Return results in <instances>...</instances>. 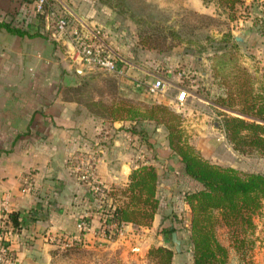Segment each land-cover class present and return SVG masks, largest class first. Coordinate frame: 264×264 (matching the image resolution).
Returning a JSON list of instances; mask_svg holds the SVG:
<instances>
[{
  "label": "crops",
  "instance_id": "0c3cea01",
  "mask_svg": "<svg viewBox=\"0 0 264 264\" xmlns=\"http://www.w3.org/2000/svg\"><path fill=\"white\" fill-rule=\"evenodd\" d=\"M31 2L0 0V21L11 18L13 24L32 33L18 35L0 27V218L12 212L20 216V228L9 225L13 227L9 264H75L78 250L82 256L77 264H90L88 251H111L121 246L125 248L121 254L124 262L129 261L132 249L137 251L135 256L145 258L152 246L166 245L169 238L172 241L171 234L158 232L163 212L155 214L150 226L123 223L121 234L106 239L101 235L105 225L101 207L113 201L111 189L127 184L133 168L150 162L159 170L158 196L164 204L165 197L177 189L173 178L179 162L168 152L166 138L149 161L148 155L141 153H148V149L130 130L134 122L116 118V103L108 105L109 97L98 93L116 89L118 95L144 106L152 103L149 96L160 94L148 92L143 82L134 78L141 72L131 68L117 83L87 80L88 71H94L87 68L93 67L79 62L66 39L45 32L42 25L46 22L30 13ZM95 3L52 0L58 13L87 29L100 30L106 46L120 55L103 37L104 16ZM148 75L154 78L149 82L159 77L149 70ZM170 84L179 87L177 80ZM176 94L165 104L175 106ZM142 123L145 127L147 121ZM157 131L164 130L158 127ZM193 143L200 149V142ZM79 156L92 164L106 192L93 194L89 184L79 180L75 171ZM175 199L173 207L188 213L183 196ZM83 217L88 220L84 230L78 226ZM64 242L69 245L63 247ZM180 248L170 264H179L181 240ZM64 249L69 256L61 255Z\"/></svg>",
  "mask_w": 264,
  "mask_h": 264
},
{
  "label": "rangeland",
  "instance_id": "374dc122",
  "mask_svg": "<svg viewBox=\"0 0 264 264\" xmlns=\"http://www.w3.org/2000/svg\"><path fill=\"white\" fill-rule=\"evenodd\" d=\"M95 6L102 8L100 12L104 16L103 27L106 30L103 37L120 54L118 57L122 60L120 65L125 67L124 73L130 68L141 72L134 78L143 82L144 87L145 81L154 79L148 75V70L165 79L164 95L149 96L152 103L148 101L147 106L158 102L165 104L164 101L177 91L170 82L177 80L180 87L188 90L187 98L181 107L167 106L181 117L187 141L213 164L232 167L241 173L264 172V157L259 150L244 147L245 151H237L226 138L221 128L223 114L238 115L216 103L225 99L236 109L253 105L254 113L264 105V0H241L234 11L226 7L224 0H96ZM228 31L231 32L230 37L224 35ZM238 32H244L245 41L242 43L234 40V34ZM87 69L94 70L88 71L89 81L117 83L123 76L96 68ZM244 89H249L250 93L244 94ZM106 91L102 95L98 93V96L109 97L108 105L121 100L140 103L118 95L116 89ZM141 124L138 130L145 129L148 136L140 142L148 153H141L145 157L148 155L150 161L155 158L156 147H161L165 141L167 130L153 121L147 122L145 127L144 123ZM158 127L164 131H157ZM193 141L200 142V149ZM138 149L144 150L141 146ZM168 152L173 154L171 150ZM175 178L176 192L171 191L172 196H166L164 204L161 201L163 214L186 212L173 207L175 196H184L188 189L185 181ZM253 223L244 264H264V201L254 214ZM162 224L167 227L172 223ZM161 229L159 227L158 232H162ZM216 232L219 240L227 244L224 230L217 226ZM187 234L186 230L181 231V236ZM166 246L174 248L170 238ZM124 250V246L111 251L92 250L87 256L93 262L90 264L98 261L104 264H156V259L149 254L138 258L134 255L137 251L133 249L130 250L129 261L124 262L121 255ZM61 255L66 257L70 253L64 249ZM233 255L231 251L229 264L238 262ZM81 256V250L74 253L75 264L79 263L77 258L80 260ZM179 260V264H193L192 253L184 250Z\"/></svg>",
  "mask_w": 264,
  "mask_h": 264
},
{
  "label": "trees",
  "instance_id": "16d2710c",
  "mask_svg": "<svg viewBox=\"0 0 264 264\" xmlns=\"http://www.w3.org/2000/svg\"><path fill=\"white\" fill-rule=\"evenodd\" d=\"M239 1L241 0H224V3L230 11H234ZM0 27L18 35L32 34L13 24L11 18L0 21ZM224 35L230 37L231 32ZM243 93L250 91L244 89ZM216 103L238 115L225 113L221 121V128L234 149L245 151L244 147H251L259 150L264 157V105L254 113L253 105L236 109L225 102V99ZM114 112L116 118L134 122L130 125V130L138 134L141 140L148 136L145 129L138 130L142 126L140 123L153 121L156 125L162 124L167 130L168 146L173 155L179 158L175 179L181 178L187 184L188 189L183 198L189 206V212L170 211L164 214L163 223L167 218L172 224H176L167 227L163 224L161 231L178 234L182 251L187 249L192 253L193 264H229L231 251L238 258L237 264H244L254 228L253 216L264 201V172L241 173L235 168L221 167L208 161L187 141L181 117L162 102L144 106L121 100L116 103ZM159 175L158 168L150 163L133 168L125 186L114 187L109 191L113 201L105 202L101 207L102 222L106 224L107 220H111L118 228L123 223L150 226L155 214L162 211L157 188ZM103 192H106L105 187ZM8 216L12 226L20 228L19 213L12 212ZM183 219L186 221L183 222ZM82 220L86 223L88 221L86 217ZM217 226L224 230L227 244L219 240ZM182 230H186L188 234L181 236ZM148 254L156 259V264H169L175 250L166 245L157 246L151 247Z\"/></svg>",
  "mask_w": 264,
  "mask_h": 264
},
{
  "label": "built area",
  "instance_id": "2783aa9c",
  "mask_svg": "<svg viewBox=\"0 0 264 264\" xmlns=\"http://www.w3.org/2000/svg\"><path fill=\"white\" fill-rule=\"evenodd\" d=\"M30 13L33 18L43 19L45 32L50 31L56 39H66L72 46L76 58L81 64L93 67L112 74H123L121 58L112 52L102 40L101 32L98 29H87L76 23L75 19L58 13L53 7L52 0H32ZM147 91L163 94L164 81L158 77L152 82H145ZM188 90L184 87H177L175 106L181 107L187 98ZM75 171L80 181L89 184L93 194H103L105 185L96 175L92 164L88 163L83 156H79ZM8 217L0 218V264L10 263L11 237L13 227ZM80 229H87L88 225L84 220L78 222ZM121 234V229L116 223L107 220L101 230L102 237L109 239L111 235ZM68 242L62 243L67 247Z\"/></svg>",
  "mask_w": 264,
  "mask_h": 264
},
{
  "label": "water",
  "instance_id": "95a60500",
  "mask_svg": "<svg viewBox=\"0 0 264 264\" xmlns=\"http://www.w3.org/2000/svg\"><path fill=\"white\" fill-rule=\"evenodd\" d=\"M234 40L238 43L244 42L245 41L244 32H238V33L234 34ZM171 239H172V242L174 244L175 251L177 253H180L181 252L180 240L178 239L176 232L171 233Z\"/></svg>",
  "mask_w": 264,
  "mask_h": 264
}]
</instances>
